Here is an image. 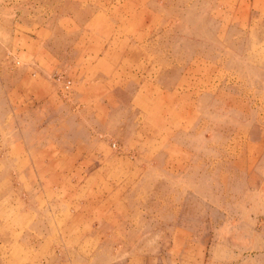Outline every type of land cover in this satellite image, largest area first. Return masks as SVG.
Here are the masks:
<instances>
[{
    "label": "rangeland",
    "instance_id": "374dc122",
    "mask_svg": "<svg viewBox=\"0 0 264 264\" xmlns=\"http://www.w3.org/2000/svg\"><path fill=\"white\" fill-rule=\"evenodd\" d=\"M126 262L264 264V0H0V264Z\"/></svg>",
    "mask_w": 264,
    "mask_h": 264
},
{
    "label": "crops",
    "instance_id": "0c3cea01",
    "mask_svg": "<svg viewBox=\"0 0 264 264\" xmlns=\"http://www.w3.org/2000/svg\"><path fill=\"white\" fill-rule=\"evenodd\" d=\"M96 22H97V19H96ZM76 35L78 37L73 41L74 46L71 47V49L74 48V51H76L78 53L81 52V51H87V52H89L88 49H84L82 47H79L80 45L79 46H77V45L75 46V44H76L75 41H77V40H78V42L79 41H82L83 38L86 37V34L85 33H81V34L78 35V33H77ZM102 49H103V47H99L95 51H99V50H102ZM125 50H126V53H127L128 50L126 48H125ZM79 57H80V55H79ZM102 59H105V58H102L101 57L99 59H93V60L96 61V60H102ZM97 65L98 66H103L104 64L103 65L97 64ZM92 66H95L96 67V63L95 64L94 63H90V67H92ZM18 82L21 83V84L28 85V82H30V81L28 80V77L27 76H23V77H20V79H19ZM90 90L91 89H89V91ZM77 212L76 211H72V213H69L68 212L67 217L64 216L63 219H62L63 222H64L63 223V226L65 225L66 227H76L77 225L75 226L74 223L79 222L77 219H81V217L79 216V214L83 217V219H85V218L92 219V222H93L92 225H98V226H102L104 228H113L115 226L114 218L112 217V214L111 215L109 214L108 211H99L98 216H96V213L95 212H90V211L88 212V214H85V213L82 214L81 212L78 214ZM94 217H95V219H94ZM12 219H15L16 220V216H14V218H12ZM65 219H67V221H65ZM98 220H99V222H98ZM97 222H98V224H97ZM25 237L26 238H29L28 235H25ZM112 240H114V238H112L111 236L108 237V238H106V240H105L107 242L106 244H112L113 243ZM28 241L30 242V239ZM121 243H124V242H121ZM97 254H98L97 252H94L92 254L90 253L89 259L96 260L97 257H98ZM69 259L70 260H74V259H79V258H77L76 256L72 255L71 253H67V254L64 253L62 260L65 261V260H69ZM100 259L105 260L106 261L105 263L109 262L110 260L112 261L113 260V253L112 252H106L105 254L100 255ZM121 261H123V259H121ZM124 262H125V259H124ZM64 264H66V263H64ZM121 264H123V263H121ZM126 264H127V262H126Z\"/></svg>",
    "mask_w": 264,
    "mask_h": 264
},
{
    "label": "bare ground",
    "instance_id": "6f19581e",
    "mask_svg": "<svg viewBox=\"0 0 264 264\" xmlns=\"http://www.w3.org/2000/svg\"><path fill=\"white\" fill-rule=\"evenodd\" d=\"M221 59V58H220ZM225 62V61H224ZM258 196V195H257ZM16 216V215H15ZM248 220V219H247ZM261 222V221H260Z\"/></svg>",
    "mask_w": 264,
    "mask_h": 264
}]
</instances>
